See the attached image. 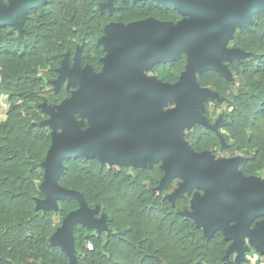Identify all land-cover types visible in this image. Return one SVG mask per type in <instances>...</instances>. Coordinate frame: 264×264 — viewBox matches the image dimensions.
Segmentation results:
<instances>
[{
    "label": "trees",
    "instance_id": "obj_1",
    "mask_svg": "<svg viewBox=\"0 0 264 264\" xmlns=\"http://www.w3.org/2000/svg\"><path fill=\"white\" fill-rule=\"evenodd\" d=\"M104 1L45 0L28 9L21 29L0 24V93L9 100L6 119L0 121V264H70L51 236L67 213L78 207L77 200L56 198V208H36L37 199L45 197L40 162L52 130L43 122L49 114L41 103L57 104L70 93L66 83L54 87L62 59L67 56L71 64L79 51L81 65L99 71L106 51L98 39L107 23L148 16L176 22L182 17L173 7L153 0H113L111 10L100 8ZM230 41L249 52L226 61L233 80L212 69L196 73L201 87L218 93V98L205 99L204 116L209 122L221 117L219 128L230 140L222 146L219 134L199 123H193L184 138L194 150L208 149L214 156L218 145L241 152L238 168L256 174L264 170V10L255 12L247 27L235 28ZM185 64L186 54L180 53L153 68L158 79L174 82ZM222 99L223 110L216 114ZM209 102L214 104L207 110ZM63 164L58 183L82 192L88 206H98L97 216L104 214L106 221L99 232L74 224L78 264H243L230 255L222 261L229 240L219 231L207 239L192 218L180 214L181 208H189L190 194L170 204L166 196L177 185L168 192L172 182L155 188L163 174L158 163L110 165L97 156H71ZM86 241L93 243L92 249ZM262 259L264 254L256 258Z\"/></svg>",
    "mask_w": 264,
    "mask_h": 264
},
{
    "label": "water",
    "instance_id": "obj_2",
    "mask_svg": "<svg viewBox=\"0 0 264 264\" xmlns=\"http://www.w3.org/2000/svg\"><path fill=\"white\" fill-rule=\"evenodd\" d=\"M112 1L102 2L100 8L111 10ZM153 1L173 7L182 17L176 22L148 16L128 23H107L98 39L106 51L99 71L89 64L81 67L79 51L71 67L67 56L62 59L53 80L55 89L66 77L68 87L77 86L57 104L41 103L49 114L43 122L52 130L51 143L40 162V189L45 197L37 199L36 208H56V198L77 200L78 207L63 218L51 242L61 246L70 264H78L74 224L80 222L99 232L106 221L104 214L96 217L98 206L89 207L82 192L58 183L63 160L97 156L110 165L145 167L158 163L163 174L155 188L161 190L180 177L167 194L172 204L192 191L189 208L180 214L192 218L205 237L219 231L229 240L222 259L235 253L236 263L245 261L251 246L264 254V219H258L264 215V178L243 173L238 168L243 159L240 154L216 158L208 149L194 150L183 133L193 123L212 128L198 110L203 108L200 96L218 98V93L201 87L196 73L212 69L232 79L226 61L246 57L249 52L226 45L235 28L247 27L254 13L264 10V0ZM43 2L0 0V24L21 29L28 9ZM180 53L186 54V64L174 82L143 72V68L173 60ZM169 101L175 104L164 109Z\"/></svg>",
    "mask_w": 264,
    "mask_h": 264
},
{
    "label": "rangeland",
    "instance_id": "obj_3",
    "mask_svg": "<svg viewBox=\"0 0 264 264\" xmlns=\"http://www.w3.org/2000/svg\"><path fill=\"white\" fill-rule=\"evenodd\" d=\"M227 47H231V46H233V42L232 41H228V43H227V45H226ZM69 69V68H68ZM151 69H146V68H143V72L144 73H147L148 71H150ZM233 80V79H232ZM238 85V82H237V80L235 79V81H234V85H233V88L235 89V87ZM74 88H76V86H69L68 87V89H70V92H71V90L72 89H74ZM70 94V93H69ZM224 96V95H223ZM223 96H222V98H223ZM206 98L204 97V95H202V96H200V102H201V104H203V108L201 107H199V111H200V113L202 114V115H205V109H206V102H207V100H205ZM223 100L224 99H222L221 100V104L217 107V109H216V114H220L221 112H222V108H223ZM18 102H20V100H18ZM175 104V102L174 101H169L167 104H165V105H163V108L164 109H167V108H169V107H171V106H173ZM213 104L210 102V103H208L207 104V106H208V108L209 107H211ZM8 107H9V100H8V95L7 94H4V93H0V121H2V120H4V119H6V116H7V110H8ZM207 110H210V108L209 109H207ZM231 110V107L228 109V111H230ZM22 113L23 114H25V111H22ZM75 117L76 118H80L77 114H75ZM218 118V120L216 119V120H213V122L211 121L210 123H213V125L216 123H218L219 125H218V128H219V126H220V123L222 122L221 121V117H217ZM219 121V122H218ZM215 122V123H214ZM212 128H213V126H212ZM58 130H61V128H57ZM213 129H215L216 130V127H214ZM189 129L187 128V127H185L184 129H183V133L184 134H186L187 133V131H188ZM220 132H225V130L223 129V127H221V128H219L218 129ZM217 131V130H216ZM219 136H220V138H221V145L223 146H226L227 145V142H229V138L226 136H223L222 135V133H219ZM215 149L217 150V153H216V158L217 157H222V156H224V157H228V156H232V155H241V152H239V153H237V152H234L233 150H231V149H229V148H226V149H220V147H219V145L218 146H215ZM161 161H159V163H160ZM130 171H131V169L130 168H128ZM252 176H260V177H262V178H264V170H260L258 173H256V174H252ZM179 181H181V179H180V177H175L173 180H172V188H168V189H166V191L168 192V191H170L171 189H173V186H175V185H177L178 184V182ZM190 195H192V193L190 194ZM166 198H167V200H168V202L170 203V204H172V201L169 199V197L168 196H166ZM174 201H175V199H174ZM174 203V202H173ZM178 204H179V206H180V208L182 207V202H179L178 201ZM181 210H182V208H181ZM96 217H98L97 216V214H96ZM194 226H195V224H194ZM200 230H201V232H202V229L201 228H199ZM216 233V232H215ZM202 235H203V233H202ZM215 235V234H214ZM213 235V236H214ZM222 235V234H221ZM204 236V235H203ZM213 236H211V237H205V238H207V239H210V238H212ZM222 238H223V235H222ZM245 243L248 245V246H250V243L248 242V240L246 239L245 240ZM252 254H255L256 256H258L259 255V253L257 252V251H255L254 250V248L252 247L251 249H250V251H246L245 252V255H246V260L245 261H243V264H263L264 263V259H262V261L261 262H263V263H260V262H258L256 259H255V261H254V259H250V258H252V257H254V255H252ZM233 255H235V253H231L230 254V256H233ZM228 260V258L227 259H222V261H224V262H226Z\"/></svg>",
    "mask_w": 264,
    "mask_h": 264
},
{
    "label": "flooded vegetation",
    "instance_id": "obj_4",
    "mask_svg": "<svg viewBox=\"0 0 264 264\" xmlns=\"http://www.w3.org/2000/svg\"><path fill=\"white\" fill-rule=\"evenodd\" d=\"M137 19H141V18H135V19H132V20H137ZM132 20H130V21H132ZM122 22H123V21H122ZM128 22H129V21H128ZM128 22H124V23H128ZM79 63H80V61H79ZM72 64H73V62H72L71 64L68 63V67H71ZM80 66L83 67V66L81 65V63H80ZM84 66H85V65H84ZM153 67H154V65L150 68L151 70L148 71L146 74H147V75H155V76L157 77V75L155 74V73H156V72H155V69H154ZM100 69H101V67H100ZM98 70H99V69H98ZM157 78H158V77H157ZM62 82H63L62 84L67 83V77H66V79H65L64 81H62ZM74 86H77V84H75ZM209 103H210V102H209ZM211 103L214 104L213 102H211ZM206 120H207V119H206ZM217 120H218V119H217ZM221 120H222V119H221ZM207 121H208V120H207ZM212 122H213V121H212ZM218 122H219V121H218ZM208 123H210V122L208 121ZM214 123H215V122H214ZM210 124H211L212 126L216 127V130H217V131H216L215 129H213V128H212V130H214V131H215L216 133H218V134L221 133V132L218 130V129H219V128H218V125H219L218 123H217V124L215 123L214 125H213V123H210ZM230 156H231V155H230ZM214 157H216V155H215ZM222 157H224V156H222ZM228 157H229V156H228ZM261 178H262V177H261ZM173 179H174V178H173ZM173 179H172V180H173ZM171 182H172V181H171ZM200 192L202 193L201 190H200ZM191 193H192V191H191ZM191 193H190V194H191ZM189 200H190V198H189ZM189 200H188V201H189ZM189 203H190V202H189ZM189 203H188V204H189ZM187 207H189V205H188ZM261 218L264 219V215L258 217V219H261ZM214 234H215V233H214ZM233 257H234V255H233ZM256 258H257V257H256Z\"/></svg>",
    "mask_w": 264,
    "mask_h": 264
},
{
    "label": "built area",
    "instance_id": "obj_5",
    "mask_svg": "<svg viewBox=\"0 0 264 264\" xmlns=\"http://www.w3.org/2000/svg\"><path fill=\"white\" fill-rule=\"evenodd\" d=\"M85 245L88 249H92L93 247V243L91 241H86Z\"/></svg>",
    "mask_w": 264,
    "mask_h": 264
},
{
    "label": "crops",
    "instance_id": "obj_6",
    "mask_svg": "<svg viewBox=\"0 0 264 264\" xmlns=\"http://www.w3.org/2000/svg\"><path fill=\"white\" fill-rule=\"evenodd\" d=\"M231 254V253H230ZM252 255H254V257H252V258H250V259H254V261H255V259H256V255L255 254H252ZM260 263H263V262H260ZM264 264V263H263Z\"/></svg>",
    "mask_w": 264,
    "mask_h": 264
}]
</instances>
